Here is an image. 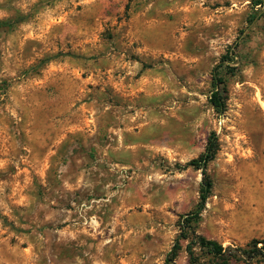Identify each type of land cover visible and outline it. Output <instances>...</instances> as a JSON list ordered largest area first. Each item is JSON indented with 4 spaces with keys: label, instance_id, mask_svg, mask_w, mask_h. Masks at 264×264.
Listing matches in <instances>:
<instances>
[{
    "label": "rangeland",
    "instance_id": "obj_1",
    "mask_svg": "<svg viewBox=\"0 0 264 264\" xmlns=\"http://www.w3.org/2000/svg\"><path fill=\"white\" fill-rule=\"evenodd\" d=\"M253 13L252 0H0V264H189L185 248L167 257L200 198L202 170L187 163L212 131L197 231L264 239Z\"/></svg>",
    "mask_w": 264,
    "mask_h": 264
},
{
    "label": "trees",
    "instance_id": "obj_2",
    "mask_svg": "<svg viewBox=\"0 0 264 264\" xmlns=\"http://www.w3.org/2000/svg\"><path fill=\"white\" fill-rule=\"evenodd\" d=\"M252 5L254 13L251 22L264 18V0H252ZM6 24V22L0 21V26ZM226 57L229 64L235 60V56L227 55ZM224 64L225 60L212 69L213 89L209 95V102L219 114H222L227 108L225 77L219 69ZM218 149V135L212 131L208 136L205 150L187 163L188 166L202 170L203 180L200 186V198L196 210L182 216L181 231L168 253L167 263L174 261L183 248L187 252L189 264H232L233 262L264 261V239L253 238L245 245L235 243L224 245L217 239L207 237L197 231L201 212L212 194L214 184L208 172V164L215 158ZM183 240H186L185 246L182 243ZM260 243L262 245H259Z\"/></svg>",
    "mask_w": 264,
    "mask_h": 264
}]
</instances>
